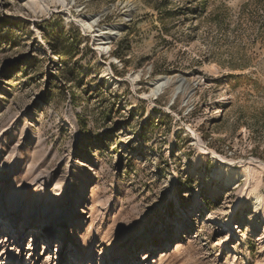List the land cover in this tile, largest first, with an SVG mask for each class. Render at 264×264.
Masks as SVG:
<instances>
[{
	"label": "rangeland",
	"instance_id": "obj_1",
	"mask_svg": "<svg viewBox=\"0 0 264 264\" xmlns=\"http://www.w3.org/2000/svg\"><path fill=\"white\" fill-rule=\"evenodd\" d=\"M66 4L0 0V234L43 204L9 230L15 264H264V0ZM60 192L66 242L42 229Z\"/></svg>",
	"mask_w": 264,
	"mask_h": 264
},
{
	"label": "bare ground",
	"instance_id": "obj_2",
	"mask_svg": "<svg viewBox=\"0 0 264 264\" xmlns=\"http://www.w3.org/2000/svg\"><path fill=\"white\" fill-rule=\"evenodd\" d=\"M58 1H60L64 6H67L66 0H58ZM32 3H35V2L33 1ZM38 3L37 4L40 5L42 9H47L46 5L43 2L38 1ZM78 21L81 23V25L84 27L85 30H92L94 28L95 23L98 21V18H95V19L92 18L91 19V18H88L86 16H83L82 18L78 19ZM115 33H116V27H111L109 30V35L106 37H104L102 35V33H95L93 35L95 40L97 41L96 45H97V49L99 50V52H107L108 53L110 51L111 38L113 37V35ZM134 77L138 78L139 74L134 75ZM165 85H166L165 78L164 77L158 78L153 83V88H152L150 95H152L153 97H158L163 92ZM222 167L224 169H227V171L222 170L221 174L225 173V175H226L225 180L229 184L232 182V180H235L237 177L243 176L242 169L234 167L231 163L223 162ZM44 184H45V182H44ZM45 196H46V194H45ZM253 196L254 197L252 199V206L256 210H259L260 208H264V196L260 193H256ZM53 201H54V203H56V205L55 204L50 205L48 208H46L45 212H44L45 214L42 217L43 233H49L51 231L55 232L57 229H60V231L57 233H54V235H56V239L66 242L69 239V235H67V231L65 228L67 227V220L71 216L69 213L71 212V206L73 205V197L71 196V194L64 196L63 193L60 192V193L55 194ZM57 201L59 203H57ZM38 203H40V205L38 207L24 208V203L20 202V203L12 205V207H9L5 213H1V214L4 217L7 215L8 216V224H11V228H15V226L17 227L19 217L21 216V214L25 213L26 215H29L26 217V220H28L26 225H28V227H33V225H35L37 223V221H36L37 216L43 208V206H42L43 204H42L41 199H39ZM64 207H66V210L62 211V209ZM263 213H264V209H263ZM60 214H62L63 216H61L59 218L58 215H60ZM9 230L2 231L1 232L2 234H0V257L2 258V260H1L2 264H15V257H14L15 254H13L12 251H10V248H8L9 242L11 241V237L9 236L11 231H9ZM136 232L137 233H136V235L133 236V239L136 238L137 241L140 238H143V240H148L149 236L152 235L151 233H150V235L147 234L145 228L137 230ZM35 237L36 236L34 235L33 239H32L33 243L35 242ZM45 245H47V244L45 243ZM31 247H33V245L28 246V249H31ZM73 251H74L72 254L73 256L76 254L78 256H80V255L82 256L80 258L81 262H84L86 259H88V257H89V259H91V252L89 250H87L86 252H82L79 250V246H78V249L74 248ZM58 252H60V250H58ZM61 261H62L61 258H59L57 260L56 264H61L62 263ZM87 261H89V260H87ZM119 261L120 260H118L117 262H119ZM19 264H23V260L21 259V257H20V263ZM50 264H53V262Z\"/></svg>",
	"mask_w": 264,
	"mask_h": 264
}]
</instances>
